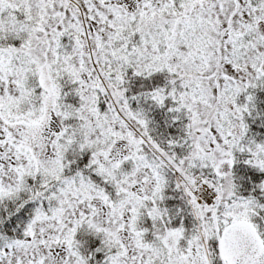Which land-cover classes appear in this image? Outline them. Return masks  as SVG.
Masks as SVG:
<instances>
[{
    "label": "snow or ice",
    "instance_id": "snow-or-ice-1",
    "mask_svg": "<svg viewBox=\"0 0 264 264\" xmlns=\"http://www.w3.org/2000/svg\"><path fill=\"white\" fill-rule=\"evenodd\" d=\"M0 264H264V0H0Z\"/></svg>",
    "mask_w": 264,
    "mask_h": 264
}]
</instances>
